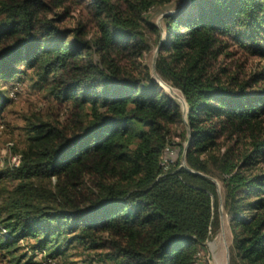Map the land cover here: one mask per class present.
<instances>
[{
  "label": "trees",
  "instance_id": "trees-1",
  "mask_svg": "<svg viewBox=\"0 0 264 264\" xmlns=\"http://www.w3.org/2000/svg\"><path fill=\"white\" fill-rule=\"evenodd\" d=\"M171 1L140 0L134 16L113 0H98L104 13L93 44L102 53L98 61L81 38L66 47L63 35L47 46L59 29L39 13L61 0L1 3V68L13 59L59 75L66 91L80 95L82 104L76 103L90 102L92 109L86 125L76 116L73 129H36L32 149L8 173L13 187L0 206V250L15 264L22 239L37 240V251L62 234L91 238L96 230L126 241L116 244V252L136 264H194L195 246L210 236L216 187L184 170L164 172L159 157L168 143L167 126L181 116L179 103L151 85L150 70L134 86L109 58L128 48L137 51L145 41L138 31L141 14ZM164 22L168 35L155 70L182 93L188 107L190 138L181 153L195 171L223 178L229 210L249 208L248 221L234 220L239 229L234 249L245 264H264V174L246 180L240 172L232 174L237 164L227 160L218 162L216 174L206 167L208 160L200 161L227 133L249 141L241 156L245 168L264 163V89L254 90L264 72L242 81L216 68L227 41L264 59V0H190L185 11L164 16ZM84 52L86 61L79 58ZM3 69L0 74L8 73ZM108 174L115 178L111 183ZM244 187L256 200L241 205L236 193Z\"/></svg>",
  "mask_w": 264,
  "mask_h": 264
},
{
  "label": "rangeland",
  "instance_id": "rangeland-1",
  "mask_svg": "<svg viewBox=\"0 0 264 264\" xmlns=\"http://www.w3.org/2000/svg\"><path fill=\"white\" fill-rule=\"evenodd\" d=\"M8 1L11 0H0V7L1 3ZM139 1L113 0L118 8L134 16L137 13H132L136 11ZM98 4V0H61L57 7L41 11L40 18L52 20L60 33L55 34L52 37L53 41L48 42L47 46H52L63 35L66 47H72V43L77 38H81L89 43L90 51L94 53L98 61L102 53L98 54L93 44L98 38V24L104 19V13ZM189 6L190 0H172L165 5L156 4L149 7L141 14L139 21L141 25L138 28L145 39L144 43L137 51L128 48L126 52H117L109 58L119 66L120 77L134 86H139L138 80H145L146 72L150 70L151 85L156 87L159 93L179 103L181 116L175 117L173 123L167 126L169 128L166 139L168 143L159 157L164 172L173 168L177 172L184 170L189 174L208 178L216 187L217 201L213 205L210 236L205 242L195 246L197 253L194 264H245L234 249L235 236L239 232L238 222L234 220L238 218L248 221L249 208L241 206L236 211L229 210L226 205L228 193L223 178L204 175L188 166L185 153L189 144L190 128H188L186 101L177 88L164 81L153 69L160 45L168 35L164 16L179 14ZM4 18L5 14L0 13V22ZM151 26H155L158 31L152 30ZM76 42L81 43L78 40ZM226 46L225 51L217 59V70L226 69V74L238 75L242 81L264 72L263 58L250 55L230 41L226 42ZM79 58L86 61L85 52ZM3 66L2 68L0 66V73L4 70L3 68H8V73L0 74V206L13 187L8 173L18 168L14 166L11 159L13 156H18L21 163L22 157L32 149V138L36 136V129L45 128V126L63 131L68 130V127L73 129L76 116L83 125H86L92 114L90 102L80 105L82 103L77 101L80 100V95L71 92V89L66 91L59 75L46 74L41 68L31 67L24 61L13 59H7ZM154 73L157 77L153 76ZM118 83L123 85V82ZM263 89L264 81L254 90ZM202 126L209 125L202 124ZM71 132L68 131L67 134L70 135ZM247 142L249 141L243 137L224 133L217 139V147L214 150L200 155V161L208 160L206 167L217 174L219 173L218 162L227 160L230 164H237L232 174L240 172L246 180H257L261 174H264V163L244 167L241 156L248 152ZM182 146L185 147V153H181ZM211 156L215 160L210 159ZM165 159H169L170 162L163 165ZM224 178H228V175ZM105 179L110 183L115 180L109 174ZM34 180H52V184H55L58 179L37 177ZM110 183L108 186H111ZM246 189L244 187L236 193V198L242 202L241 205L256 200L255 193L247 192ZM75 235V233L62 234L58 238L51 239L48 246L37 251H34V248H37L35 247L37 240L22 239L15 253L16 257L21 256L18 264H136L132 259L117 254L116 244L118 242L125 244L126 241L109 231H92L91 238H87L82 233L79 235L81 237L73 238ZM0 264L15 263L0 250Z\"/></svg>",
  "mask_w": 264,
  "mask_h": 264
},
{
  "label": "built area",
  "instance_id": "built-area-1",
  "mask_svg": "<svg viewBox=\"0 0 264 264\" xmlns=\"http://www.w3.org/2000/svg\"><path fill=\"white\" fill-rule=\"evenodd\" d=\"M11 160H12V163L14 164L15 167H19V165H20V157L13 156ZM169 162H170L169 159L168 160L165 159L163 165H166Z\"/></svg>",
  "mask_w": 264,
  "mask_h": 264
},
{
  "label": "water",
  "instance_id": "water-1",
  "mask_svg": "<svg viewBox=\"0 0 264 264\" xmlns=\"http://www.w3.org/2000/svg\"><path fill=\"white\" fill-rule=\"evenodd\" d=\"M153 69L155 70V62H154V64H153ZM154 77H157V75L154 73V75H153Z\"/></svg>",
  "mask_w": 264,
  "mask_h": 264
}]
</instances>
